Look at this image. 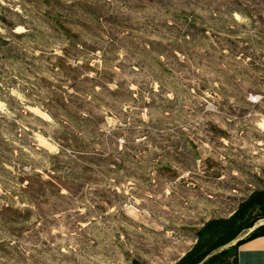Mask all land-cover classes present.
Returning a JSON list of instances; mask_svg holds the SVG:
<instances>
[{"label":"rangeland","instance_id":"374dc122","mask_svg":"<svg viewBox=\"0 0 264 264\" xmlns=\"http://www.w3.org/2000/svg\"><path fill=\"white\" fill-rule=\"evenodd\" d=\"M261 190L264 0H0V264H174Z\"/></svg>","mask_w":264,"mask_h":264},{"label":"trees","instance_id":"16d2710c","mask_svg":"<svg viewBox=\"0 0 264 264\" xmlns=\"http://www.w3.org/2000/svg\"><path fill=\"white\" fill-rule=\"evenodd\" d=\"M254 100L257 101L256 97ZM256 209L264 211V190L254 192L229 218L210 219L204 223L196 234L195 245L174 264H213L221 253L224 254L227 251L222 250L220 253L206 257L235 240L234 244L229 246L234 251L232 262L224 264H237L238 246L245 240L264 236V224L254 227L257 220L264 219V213L259 214L253 220H249L247 216L250 210ZM251 228L253 230L247 236L237 239L242 231Z\"/></svg>","mask_w":264,"mask_h":264},{"label":"crops","instance_id":"0c3cea01","mask_svg":"<svg viewBox=\"0 0 264 264\" xmlns=\"http://www.w3.org/2000/svg\"><path fill=\"white\" fill-rule=\"evenodd\" d=\"M237 264H264V236L245 240L238 246Z\"/></svg>","mask_w":264,"mask_h":264}]
</instances>
